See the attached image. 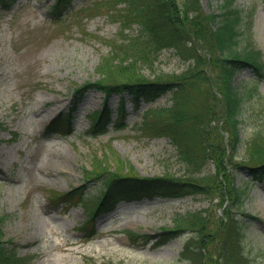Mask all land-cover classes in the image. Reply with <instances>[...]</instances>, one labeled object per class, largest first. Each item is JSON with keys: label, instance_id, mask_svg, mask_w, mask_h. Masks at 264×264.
Returning <instances> with one entry per match:
<instances>
[{"label": "rangeland", "instance_id": "1", "mask_svg": "<svg viewBox=\"0 0 264 264\" xmlns=\"http://www.w3.org/2000/svg\"><path fill=\"white\" fill-rule=\"evenodd\" d=\"M54 1L16 0L7 9L0 4V215H6L1 224L4 238L13 240L17 253L29 258L28 264H189L182 258V250L193 230H183L159 246L154 241L163 227L174 225L178 213L208 209L211 229H217L224 204L231 202L220 198L221 185L209 195L125 197L113 211L91 220L93 234L80 229L89 214L84 205L69 207L55 198L58 192L83 185L90 198L96 196L102 184L91 176L100 171L101 161L108 169L140 177L171 174L194 180L205 177L203 181L212 182L216 170L206 161L193 173L169 137L153 136L146 130L147 114L155 107L170 105L171 92L136 99L125 91L124 116L119 114L121 95L113 93L106 104L111 121L105 132L96 134L100 128L90 130L92 113L103 109L104 93L91 89L71 114L70 129L47 128L48 122L72 105L74 88L97 79L103 60L117 57V49L127 48L130 39L139 36L137 23H124L126 2L71 0L60 15H54L50 11ZM259 1L236 0L235 5L250 12L245 17L249 23L254 20L253 42L264 54V0ZM198 2L209 13L219 12L222 0ZM258 4L253 13L252 7ZM206 39L204 33V43ZM244 41H248L245 35ZM156 52L149 62L140 60L136 68L152 81L156 76L167 79L182 74L194 63L174 47ZM206 67L210 76H217V64ZM234 85L243 95L241 143L233 159L239 162L250 138L257 131L264 132V74L246 68L236 75ZM190 95V106L197 112L210 101L204 86ZM214 110L220 112L219 101ZM14 131L20 134L18 140L13 138ZM234 175L238 185L246 184L244 169H235ZM247 185L241 207H232L246 229L242 242L246 256L236 264H264V179ZM243 212L259 219L246 221ZM126 230L152 234L151 241H132ZM208 246L218 249L215 241Z\"/></svg>", "mask_w": 264, "mask_h": 264}, {"label": "trees", "instance_id": "2", "mask_svg": "<svg viewBox=\"0 0 264 264\" xmlns=\"http://www.w3.org/2000/svg\"><path fill=\"white\" fill-rule=\"evenodd\" d=\"M15 1L0 0V4L7 9ZM120 1L127 3L124 23H137L139 26V36L130 39L128 47L120 50L131 53L123 54L117 49V57L104 59L98 70L99 77L77 85L73 90L74 100L69 112L54 119L48 128H70V112L77 108L78 102L91 88L101 89L107 96L113 91L123 93L128 90L136 98H150L155 93L171 92L170 105L155 107L147 114L146 130L153 136L169 137L177 148L178 156L193 173H197L206 161L214 164L216 173L212 175V182L203 181L205 177L194 180L171 174L140 177L108 169L101 161L100 171L91 176L102 184L96 196L90 198L83 185L58 192L55 198L67 206L84 205L89 214L80 229L86 230V234H93L95 229L91 220L114 210L122 198L142 195L152 198L156 195H209L215 186L221 185L220 198L231 202L224 204V215L220 216L217 229H211L208 209L178 213L174 225L163 227L159 239L154 243L159 246L183 230L191 229L194 233L182 250V258L188 260L189 264H236L245 255L242 242L246 229L243 221L234 215L232 207H241L249 181L264 179V132H255L246 146V154L239 162L233 161L241 143L239 125L243 120V95L236 89L234 79L246 68H252L260 75L264 73L263 51L253 42L254 20L249 23L245 15L250 12L235 5L236 0H222L219 12L209 13L202 11L198 0ZM70 2L55 0L50 11L60 15L61 10L69 6ZM258 6L252 7L253 13ZM204 33L206 43L203 42ZM244 35L247 42H243ZM166 47H174L183 57L186 55L194 59V63L182 74L167 79L156 76L152 81L143 77L136 69L140 60L149 62L154 52ZM209 63L217 64L216 77L210 76L209 68L206 67ZM112 66H115L114 69ZM202 86L208 88L210 101L205 103L202 112H197L198 109L190 106V94L194 95ZM217 101L220 112L214 110ZM123 112L122 105L121 116ZM105 114L104 111L93 114L91 131L97 128L100 130L96 134L106 131L109 118L102 120ZM18 136L14 131L13 138L17 139ZM237 168L246 171L247 182L244 185L236 182L234 172ZM243 213L246 221L257 219L256 215ZM5 216L0 215V264H27L29 258L17 253L12 239L4 238L1 224ZM127 233L132 241L149 242L152 238L148 233L130 230ZM214 241L218 248L216 251L208 246Z\"/></svg>", "mask_w": 264, "mask_h": 264}]
</instances>
